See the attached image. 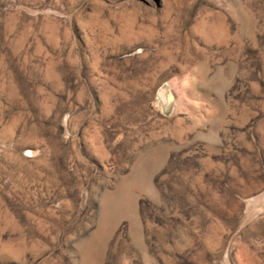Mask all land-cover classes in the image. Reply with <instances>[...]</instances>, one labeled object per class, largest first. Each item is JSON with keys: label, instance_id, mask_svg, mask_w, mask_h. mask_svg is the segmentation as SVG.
Masks as SVG:
<instances>
[{"label": "rangeland", "instance_id": "374dc122", "mask_svg": "<svg viewBox=\"0 0 264 264\" xmlns=\"http://www.w3.org/2000/svg\"><path fill=\"white\" fill-rule=\"evenodd\" d=\"M0 264H264V0H0Z\"/></svg>", "mask_w": 264, "mask_h": 264}, {"label": "bare ground", "instance_id": "6f19581e", "mask_svg": "<svg viewBox=\"0 0 264 264\" xmlns=\"http://www.w3.org/2000/svg\"><path fill=\"white\" fill-rule=\"evenodd\" d=\"M166 87L165 90L163 89L161 92V98L164 102L165 108L166 109H174L177 107V104L179 102V97L177 93L175 92L176 90L172 87V85H165ZM164 92V93H163Z\"/></svg>", "mask_w": 264, "mask_h": 264}]
</instances>
